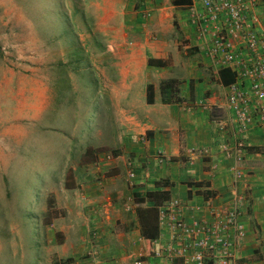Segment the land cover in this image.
Masks as SVG:
<instances>
[{"label":"crops","instance_id":"0c3cea01","mask_svg":"<svg viewBox=\"0 0 264 264\" xmlns=\"http://www.w3.org/2000/svg\"><path fill=\"white\" fill-rule=\"evenodd\" d=\"M125 1L144 42L132 47L135 64L112 96L115 153L111 160L96 155L90 170L75 178L76 196L66 198L64 216L45 225L52 255L58 264H133L139 258L149 264H193L154 254L171 235L170 218L161 223L158 208L177 200L182 207L176 217L197 221L207 218L209 202L220 210L232 205L236 192L243 198L244 236L235 264H264V130L246 133L243 174L234 183L222 148L234 139L222 88L234 76L220 56L207 52L216 34L213 24L198 34L189 10L194 0ZM232 43L238 49L237 41ZM220 71L231 82L222 83ZM154 193L162 198L157 236L147 252L139 210L154 205L146 199Z\"/></svg>","mask_w":264,"mask_h":264},{"label":"rangeland","instance_id":"374dc122","mask_svg":"<svg viewBox=\"0 0 264 264\" xmlns=\"http://www.w3.org/2000/svg\"><path fill=\"white\" fill-rule=\"evenodd\" d=\"M126 3L0 0V264H58L45 225L115 153L112 96L144 42Z\"/></svg>","mask_w":264,"mask_h":264},{"label":"built area","instance_id":"2783aa9c","mask_svg":"<svg viewBox=\"0 0 264 264\" xmlns=\"http://www.w3.org/2000/svg\"><path fill=\"white\" fill-rule=\"evenodd\" d=\"M189 10L199 35L205 34L213 24L216 34L208 43L207 52L214 58L220 56L222 65L234 76L230 85L222 87L234 139L230 147L225 144L222 148L231 161L235 183L243 174L246 133L250 128L264 130V0L261 4L256 0H194ZM232 40L237 41L238 49ZM243 51L245 54H241ZM202 106L207 108L206 103ZM105 158L111 160L110 155ZM131 163L130 179L134 177ZM242 201L233 192L232 205L217 210L209 202L207 218L191 222L176 217L182 207L177 200L163 204L158 208L159 220L163 223L165 218H170L171 235L163 250L154 254L179 258L184 263L235 264L238 245L244 236ZM133 264L149 263L139 258Z\"/></svg>","mask_w":264,"mask_h":264},{"label":"trees","instance_id":"16d2710c","mask_svg":"<svg viewBox=\"0 0 264 264\" xmlns=\"http://www.w3.org/2000/svg\"><path fill=\"white\" fill-rule=\"evenodd\" d=\"M224 71H220L221 81L224 84L231 82L232 78L223 75ZM166 84L165 86H167ZM164 194V193H162ZM161 194L154 193L152 196L148 195L146 199L154 203L153 206L142 208L139 210V217L142 228V235L144 238V247L147 252H149L151 243L149 240L154 239L157 236V204L158 200L161 199ZM61 264H68L67 261L62 262Z\"/></svg>","mask_w":264,"mask_h":264}]
</instances>
